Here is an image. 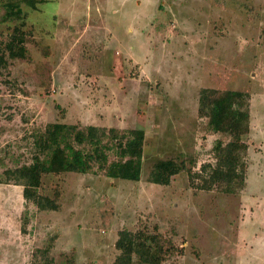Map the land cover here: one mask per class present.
Masks as SVG:
<instances>
[{"label": "rangeland", "instance_id": "rangeland-1", "mask_svg": "<svg viewBox=\"0 0 264 264\" xmlns=\"http://www.w3.org/2000/svg\"><path fill=\"white\" fill-rule=\"evenodd\" d=\"M0 48L23 37L25 57L0 62V264H113L121 230L165 244L158 264H264V0H40L7 18ZM200 88L245 92L244 187L201 188L218 134L202 132ZM141 130L138 181L85 174L41 177L38 211L6 174L40 157L49 124ZM107 163L117 160L106 151ZM157 160L181 166L167 185ZM110 210L101 228L98 213Z\"/></svg>", "mask_w": 264, "mask_h": 264}, {"label": "trees", "instance_id": "trees-1", "mask_svg": "<svg viewBox=\"0 0 264 264\" xmlns=\"http://www.w3.org/2000/svg\"><path fill=\"white\" fill-rule=\"evenodd\" d=\"M22 1L31 10L40 0H9L5 3L7 18H24L17 4ZM9 59H23L25 48L23 37L9 36V41L0 48V62L3 55ZM196 116L202 132L218 134L219 139L210 147L212 164L200 166L201 188H218L223 194H235L244 187L245 164L243 156L247 151L244 137L249 132V96L235 90L200 88L196 98ZM144 135L141 130L127 129L119 133L115 129H99L88 126L83 130L71 125L49 124L45 127L40 157L32 164L7 171L15 183L22 186L21 196L31 202L38 211H55L57 194L48 198L37 193L42 176H58L64 173L85 174L93 163L110 180L138 181L141 172V157ZM112 150L117 160L107 163L106 151ZM181 170L171 160H157L146 177L154 185H167L170 178ZM100 226L106 229L110 224V210L98 213ZM165 241L158 234L141 238L121 230L117 233L114 248L118 254L113 264H158L164 251Z\"/></svg>", "mask_w": 264, "mask_h": 264}]
</instances>
